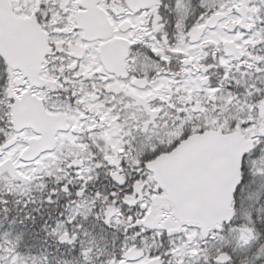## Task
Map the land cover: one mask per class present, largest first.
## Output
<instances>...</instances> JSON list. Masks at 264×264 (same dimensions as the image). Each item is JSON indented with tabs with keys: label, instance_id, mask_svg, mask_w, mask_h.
<instances>
[{
	"label": "snow or ice",
	"instance_id": "6c2138e0",
	"mask_svg": "<svg viewBox=\"0 0 264 264\" xmlns=\"http://www.w3.org/2000/svg\"><path fill=\"white\" fill-rule=\"evenodd\" d=\"M0 264H264V0H0Z\"/></svg>",
	"mask_w": 264,
	"mask_h": 264
}]
</instances>
